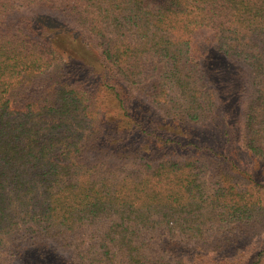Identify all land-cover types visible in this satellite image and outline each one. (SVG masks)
Masks as SVG:
<instances>
[{
    "label": "trees",
    "instance_id": "trees-1",
    "mask_svg": "<svg viewBox=\"0 0 264 264\" xmlns=\"http://www.w3.org/2000/svg\"><path fill=\"white\" fill-rule=\"evenodd\" d=\"M0 264H264V0H0Z\"/></svg>",
    "mask_w": 264,
    "mask_h": 264
},
{
    "label": "rangeland",
    "instance_id": "rangeland-1",
    "mask_svg": "<svg viewBox=\"0 0 264 264\" xmlns=\"http://www.w3.org/2000/svg\"><path fill=\"white\" fill-rule=\"evenodd\" d=\"M29 10H30V11H38V10H34V9H32V8L29 9ZM24 11H26V10H22V12H24ZM241 158H242V160H243V164H245V165H246L248 162H252V161H251L247 156H245V155H244L243 157L241 156Z\"/></svg>",
    "mask_w": 264,
    "mask_h": 264
}]
</instances>
